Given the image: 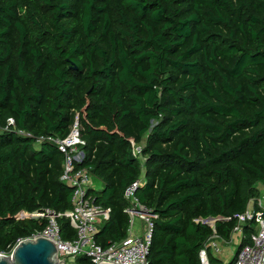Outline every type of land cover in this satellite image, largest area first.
I'll list each match as a JSON object with an SVG mask.
<instances>
[{
  "label": "trees",
  "instance_id": "obj_1",
  "mask_svg": "<svg viewBox=\"0 0 264 264\" xmlns=\"http://www.w3.org/2000/svg\"><path fill=\"white\" fill-rule=\"evenodd\" d=\"M9 118L31 137L0 132V251L43 227L28 213L71 208L62 156L35 139L64 138L76 118L75 166L109 209L94 243L125 237L122 192L142 168L134 196L156 215L147 264H198L212 231L193 220L214 219L227 241L264 189V0H0V128Z\"/></svg>",
  "mask_w": 264,
  "mask_h": 264
},
{
  "label": "built area",
  "instance_id": "obj_2",
  "mask_svg": "<svg viewBox=\"0 0 264 264\" xmlns=\"http://www.w3.org/2000/svg\"><path fill=\"white\" fill-rule=\"evenodd\" d=\"M12 131L18 136L25 138L31 137L27 132L14 128L12 119H7L5 125L0 128V132ZM79 125L76 118L73 119L68 133L64 138L53 136L38 137L35 139V145L40 142H46L53 145L57 152L62 156L61 173L59 181L70 188V206L71 208L63 213H55L48 208H41L26 215L27 219L37 222L44 221L43 227L31 233L29 236L17 239L13 245L7 246L6 250L0 251V257L9 259L12 250L22 241H34L37 238H43L51 242L55 248L54 259L57 264H74L75 257L87 259L89 264H147V254L152 232L153 220L156 215L152 210L145 208L134 196L135 190L143 184V169L140 176L122 192V198L126 206L122 212L127 217V229L125 237L118 241L110 242L105 247L94 243V235L97 227L108 219L109 209H102L93 205L88 191V181L91 177L88 168L76 167L75 164L82 160L80 148L84 145L79 135ZM136 146V145H135ZM131 155L137 158L140 163L143 159L140 156L142 144L137 149L134 147ZM65 218L68 225L74 231V238L69 241H63L59 238L58 225L56 219ZM235 224L230 235L238 234L242 239L243 226H251V232L247 235V243L236 250L232 257V264H264V206L257 198H251L247 201L242 213L234 216ZM226 220H229L227 218ZM137 228H134V223ZM194 223H201L208 226L212 234L203 242L197 252L198 264H219L209 261V254L219 253L218 243L221 241L214 234V219H195Z\"/></svg>",
  "mask_w": 264,
  "mask_h": 264
},
{
  "label": "water",
  "instance_id": "obj_3",
  "mask_svg": "<svg viewBox=\"0 0 264 264\" xmlns=\"http://www.w3.org/2000/svg\"><path fill=\"white\" fill-rule=\"evenodd\" d=\"M55 248L43 238L20 242L11 252L10 258L0 257V264H57Z\"/></svg>",
  "mask_w": 264,
  "mask_h": 264
},
{
  "label": "rangeland",
  "instance_id": "obj_4",
  "mask_svg": "<svg viewBox=\"0 0 264 264\" xmlns=\"http://www.w3.org/2000/svg\"><path fill=\"white\" fill-rule=\"evenodd\" d=\"M140 145H141V143L136 145L134 147V149H137V147H140ZM141 172H142V170H141ZM88 186H89V188L91 190H94V191H100L102 189V184L98 180L94 179L93 177H91L89 179ZM256 188L259 191L258 198H259V200L261 202V205L264 206V190H263V188L261 186L258 187V185H256ZM136 224L137 223L135 222L134 226H133L134 228H137ZM231 246H232V244L231 245L227 244L225 249H223V248L221 249L220 253H212V252H210V255L213 258L217 257V260H219V261H223V262L227 261L228 262L230 257L232 256L231 251H232L233 247H231ZM65 263L69 264L70 262H69L68 259H66Z\"/></svg>",
  "mask_w": 264,
  "mask_h": 264
},
{
  "label": "crops",
  "instance_id": "obj_5",
  "mask_svg": "<svg viewBox=\"0 0 264 264\" xmlns=\"http://www.w3.org/2000/svg\"><path fill=\"white\" fill-rule=\"evenodd\" d=\"M92 177V176H91ZM90 177V178H91ZM95 179V178H94ZM258 185V187L259 186H261V185H259V184H257ZM262 187V186H261ZM264 190V189H263ZM258 194H259V191H258ZM137 225V224H136ZM240 237H239V235L238 234H232V235H230L229 236V239L227 240V241H224V240H222L221 239V241L218 243V246H219V253L221 252V249L223 248V249H225V247H226V245L227 244H232V246L231 247H233L232 248V251H231V254H232V256L230 257V259H232V257H233V255L235 254V252H236V248H237V246L239 245V243H240ZM215 259L217 260V257H215ZM230 259H229V261H230ZM219 261V260H218ZM228 261V262H229ZM220 262H222V263H227V261L226 262H223V261H220Z\"/></svg>",
  "mask_w": 264,
  "mask_h": 264
}]
</instances>
